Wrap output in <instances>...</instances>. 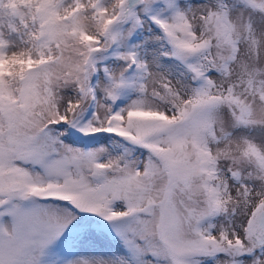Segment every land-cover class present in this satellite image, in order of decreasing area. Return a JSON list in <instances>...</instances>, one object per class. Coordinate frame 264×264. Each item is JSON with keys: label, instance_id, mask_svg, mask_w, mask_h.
<instances>
[{"label": "snow or ice", "instance_id": "6c2138e0", "mask_svg": "<svg viewBox=\"0 0 264 264\" xmlns=\"http://www.w3.org/2000/svg\"><path fill=\"white\" fill-rule=\"evenodd\" d=\"M0 264H264V0H0Z\"/></svg>", "mask_w": 264, "mask_h": 264}]
</instances>
